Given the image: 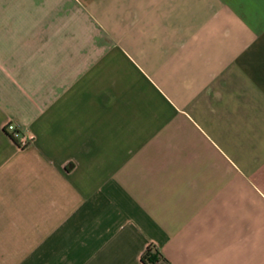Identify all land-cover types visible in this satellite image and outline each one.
<instances>
[{
  "label": "crops",
  "instance_id": "0c3cea01",
  "mask_svg": "<svg viewBox=\"0 0 264 264\" xmlns=\"http://www.w3.org/2000/svg\"><path fill=\"white\" fill-rule=\"evenodd\" d=\"M149 247L264 264V0H0V264Z\"/></svg>",
  "mask_w": 264,
  "mask_h": 264
},
{
  "label": "built area",
  "instance_id": "2783aa9c",
  "mask_svg": "<svg viewBox=\"0 0 264 264\" xmlns=\"http://www.w3.org/2000/svg\"><path fill=\"white\" fill-rule=\"evenodd\" d=\"M5 131L11 138L18 142L19 148L22 149L32 145L36 140V136L33 133L24 131L23 128L15 122L8 123Z\"/></svg>",
  "mask_w": 264,
  "mask_h": 264
},
{
  "label": "trees",
  "instance_id": "16d2710c",
  "mask_svg": "<svg viewBox=\"0 0 264 264\" xmlns=\"http://www.w3.org/2000/svg\"><path fill=\"white\" fill-rule=\"evenodd\" d=\"M145 264H165L162 254L154 247H149L142 258Z\"/></svg>",
  "mask_w": 264,
  "mask_h": 264
}]
</instances>
